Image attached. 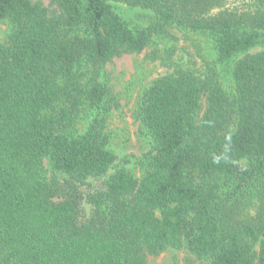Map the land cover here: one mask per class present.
I'll list each match as a JSON object with an SVG mask.
<instances>
[{"label":"trees","instance_id":"obj_1","mask_svg":"<svg viewBox=\"0 0 264 264\" xmlns=\"http://www.w3.org/2000/svg\"><path fill=\"white\" fill-rule=\"evenodd\" d=\"M55 1L52 16L40 1L0 0V23L11 24L0 42V264H146L185 241L209 264H264V50L250 52L264 47V0ZM114 1L157 21L134 27ZM166 24L211 35L219 63L245 54L229 68L236 98L214 69L158 77L138 109L152 140L147 172L109 174V89L92 81L94 113L73 130L64 101L76 67L97 76Z\"/></svg>","mask_w":264,"mask_h":264},{"label":"rangeland","instance_id":"obj_2","mask_svg":"<svg viewBox=\"0 0 264 264\" xmlns=\"http://www.w3.org/2000/svg\"><path fill=\"white\" fill-rule=\"evenodd\" d=\"M40 1L49 15L61 13L55 0ZM117 10L124 15L132 26L143 27L157 21L150 10L132 8L115 2ZM11 32L8 20L0 23V42L7 44ZM264 50L258 46L250 50ZM241 54L229 64L216 61L217 50L211 35L185 30L176 24H166L164 29L155 33L149 45L142 52H128L114 57L107 62L96 76L95 67L82 62L75 70L76 81L71 90V98L64 101L74 112L72 129L82 130L89 122L94 109L90 106L86 91L94 80L105 83L109 89L107 96L106 130L110 135L111 147L117 155L115 166L109 174L119 169L129 170L137 179H141L148 170V155L152 151L151 137L138 116V109L146 89L158 77L167 74L190 72L205 78L210 69H214L217 80L225 89L230 99L236 98L235 83L229 68L242 56ZM76 103V105H74ZM208 106L207 96L202 98L203 115ZM196 181L200 176L194 173ZM101 186V181H94ZM83 217H89L91 204H82ZM254 253L259 250V242L254 244ZM208 257H199L187 246L169 247L158 255H149L146 264H209Z\"/></svg>","mask_w":264,"mask_h":264}]
</instances>
